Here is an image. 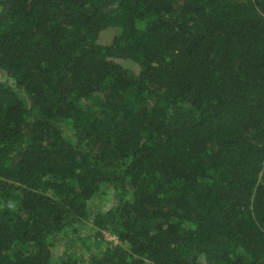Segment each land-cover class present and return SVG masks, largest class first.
<instances>
[{
    "label": "trees",
    "instance_id": "16d2710c",
    "mask_svg": "<svg viewBox=\"0 0 264 264\" xmlns=\"http://www.w3.org/2000/svg\"><path fill=\"white\" fill-rule=\"evenodd\" d=\"M0 76V264H264V0H0Z\"/></svg>",
    "mask_w": 264,
    "mask_h": 264
},
{
    "label": "rangeland",
    "instance_id": "374dc122",
    "mask_svg": "<svg viewBox=\"0 0 264 264\" xmlns=\"http://www.w3.org/2000/svg\"><path fill=\"white\" fill-rule=\"evenodd\" d=\"M111 28H107L109 30ZM102 34L103 41L108 42L112 35H114L115 30L106 31ZM103 44H105L103 42ZM123 66L130 68L134 72L137 71V67L131 61H122ZM0 82L9 83L13 85V81L0 76ZM19 96L27 102V96L24 92L20 91ZM71 129L68 125L63 126V134L66 138L71 136ZM110 206V202L104 201V199H97L95 204L92 206V213L97 211H105ZM92 223L84 221L79 224L76 232L71 230L67 231L66 234H60L54 239L55 246L53 248V254L56 258L66 259L74 264H82L88 257L90 252L95 251L96 248L103 249L108 244H116L117 240L114 235L105 231L100 239H94ZM90 236L89 239H87Z\"/></svg>",
    "mask_w": 264,
    "mask_h": 264
}]
</instances>
